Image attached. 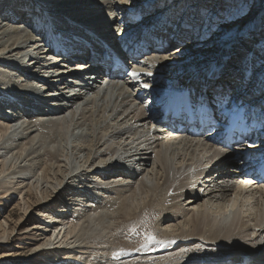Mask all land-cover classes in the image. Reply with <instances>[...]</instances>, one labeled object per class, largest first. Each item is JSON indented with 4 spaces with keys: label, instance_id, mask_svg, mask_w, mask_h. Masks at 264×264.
Here are the masks:
<instances>
[{
    "label": "bare ground",
    "instance_id": "obj_1",
    "mask_svg": "<svg viewBox=\"0 0 264 264\" xmlns=\"http://www.w3.org/2000/svg\"><path fill=\"white\" fill-rule=\"evenodd\" d=\"M48 1H50L52 4V10H56V12H54L56 14L59 13L61 15H66V13H68L70 15H73L74 13H78L75 14L79 18L78 19L76 17L78 19L76 21L72 19H69L70 21H66L64 18H59V17L51 18V16H49L52 20H54L53 25H56L59 31L61 32L60 38L53 40L54 42H52L51 48H54L55 43L57 42L60 43L64 42L63 51H65V53L68 54H70L69 51L71 49V46L75 44L77 35L73 34L68 36L65 30L70 31L72 29H76L75 27H79V30H81L80 26L82 24L80 22L84 20L83 18L87 17L86 15H88V17L85 20L93 21V18H96L97 20L99 19L102 20L103 22L101 25L102 29L100 30L101 35L110 36V38L113 39V36L116 37L119 32L134 34L136 31H139L141 36L148 35L151 31L150 30L151 27H153L152 29H156V28L158 29V32L156 33L158 36H163L164 31L166 29V24L163 23L162 20L166 18V16L168 18V15H172V16L177 15L176 13H179L178 10H181L180 8L178 9L175 8L174 6H171V2L173 0H155V4L161 1L164 2L162 4V8L158 7V13L156 14H153L151 11V9H153L152 8L153 5L152 6L148 5L147 8L143 10L141 8L140 9L136 8L137 0L136 1L135 0H48ZM71 1L72 4L70 3ZM42 4H46V3H42ZM38 6H39V0H30L29 3L28 2L25 3L24 6H22L19 0H0V70L1 69L3 70L2 74L5 77H7L10 80V82L16 85L15 87L18 88H20L18 85L19 84L18 80L20 78H23L24 81H26L27 79L29 80L30 78L32 79L35 78L32 77L30 69L36 71L34 73V75L36 76L35 80H39L38 77L47 78V79L52 78L51 82L48 83L42 81H34L35 83L28 85L29 89L32 90L33 94L40 92L42 95L32 96L31 94H29L28 97H26L17 92L16 94L14 93L12 94V92L17 88H14V90L12 91L10 89L12 98L14 100H12L11 103L7 107H5L6 112L3 111V108L1 107L2 105L0 106V114L2 115V120L4 121L3 122L2 120H0V139L9 135L8 141H11L13 139V141L16 142V144L14 145L6 144L0 147V158L2 159V165L5 166L7 164L8 160L10 159L9 155L11 154V163H13L14 166L18 165L17 163H19L18 167L21 168L19 171L14 173V177L22 178L23 181L28 180V182H31V180L37 176V171L41 170V174L39 176H42L43 179V181L41 182L42 179L40 177H37V179L32 181L30 183V186H28L26 192V196L28 197V200L24 202V204H27V207L25 208L24 214L22 216L26 215L28 211H31V209H34L35 207H37V205H39V203L34 204L31 203L30 201L32 194L34 192L33 190L38 191L39 187L41 186L42 188L39 192L42 195L44 202L51 204V206H47V210L50 212L51 209L53 208V205L56 202V198L59 196L58 186L62 185L63 182H65V185L63 187H65V190L67 192L72 191L74 197L78 196L76 200H80L81 198L79 199V197L85 195V194L84 195L81 194L80 192L79 193L77 192L80 191L81 186L83 187L81 182L79 184H76L77 188L73 189L72 184L76 179L73 180L74 176L73 177L69 176L70 172H68L69 169L66 163V158L68 157L69 154V152L67 151L68 137L67 136L61 137V135L65 133L67 130H69L72 126H73V130H77L79 131V133H84V135L86 134V137H88L87 134H93L94 125H98L99 123V122L93 123L94 116H96V114H92L88 117L86 116L88 106H90V104H92L93 102H97V103L100 102L101 103L100 109L103 110L104 112L106 111L107 114L110 111L111 114H108V116L110 117V120L113 122L109 123L108 125V130H109L108 133L103 132V135L100 137L98 134V136H94L93 140L89 138L78 139L79 141H77V145H75L74 147L81 151L82 149L89 150L88 158L85 160L81 168H83L84 169L83 171L85 172L86 170L97 171V176H98L97 179H100L98 174L102 175L101 176L102 179L108 178L110 180L123 176L122 179H119L117 182L118 183L117 186L122 188L117 189V186L110 187V185L109 186L107 185L108 184L107 181L106 184L100 180H98L100 182L97 181L99 184L97 185L93 184V186L91 187V191L97 194L96 196H93L94 197L93 199L91 198L85 200L84 203L82 204V208L78 210L77 214L79 215L77 216L79 220H77V223L73 224L74 227L78 229V233L74 235L72 238H70L72 240L66 242V245L69 246L73 243H77V241H79L80 237L82 236L81 233L85 234L87 232L86 229L88 225L86 227L85 223L88 224L95 223L99 219L98 215H100L102 211L103 213L107 211L106 210L107 208L105 209V206L110 202L109 201L110 198L108 199L107 197H105L106 192H111L112 194L110 197H112L113 195V200L117 198V201L121 203V206L118 207L117 209V218L120 217L119 213L120 214L127 213L128 209L134 210L133 213L134 215L138 213L139 210L145 212L146 210H148L147 213L151 214L152 216L157 215L159 217L158 212H160L161 213L160 217L162 221H167V222L173 221L174 217L172 216V213L174 214L176 212H172V211H177L176 209L177 205L175 207H173L172 205L173 204L175 205L176 203H174V201L177 202L178 200L181 203V201H183V194L169 195L168 193L169 190L172 188V183L173 182L174 184L176 183L175 180L178 174H180L179 168L183 167V157H186L187 155H190L192 157V163L186 167V170L188 172L187 174H185V177L191 180L194 179L196 183L193 182L192 183L195 186L196 184H199L198 183L199 181L200 182L206 181L205 184H207V187L203 186L205 188L202 191L203 194L208 197V199L213 200V198L215 197L217 198L218 193L226 194V192L228 191L232 193L233 191H231V187L233 185L234 186L237 185L239 189L249 188L246 181L243 182L244 180H247L251 184H253L250 178H247V175L243 174V172L239 168H237L238 165L236 166L234 165L236 164V162H234L233 159L229 158L231 153H226L223 150L219 149L216 145L210 144L201 138H190L187 136H183L182 133H177L176 135L174 134L175 137H172L173 144L170 147H163L162 143H157V142L163 139V137L167 133L160 130L158 126H155V128H153L152 126L153 125L152 123L154 122V120H156V115L154 114V112L152 113L151 106H153V103L156 102L157 99L170 98L171 95L170 90L172 91L174 89V86L175 88L178 87L180 81H182L181 76L184 74L185 75L187 74V78L190 77L191 75H194L191 76L190 79L196 80L197 81L196 83L200 82V79L202 78L201 75L206 76L208 74H213L214 76L220 78L224 74L219 79V81H221L220 82L221 84L226 85V84H232V81L235 80V77L233 76L235 72L241 73L242 75L238 76V84L243 86L238 88L239 95L241 94L244 95L245 93L251 92L252 94L249 97L254 101H256L257 99H264V83L255 85L259 79L262 78L264 80V73H259L258 71L259 69L255 68L256 66L250 67V64L254 63L253 58L255 57L252 58L251 53L249 51L247 53L249 54L247 60L246 62H244V57L247 54H246V49L245 51L241 49V42L240 45L232 46L233 49L231 47L230 51L225 52L227 53L226 54L227 56L228 55L232 56V59L230 58L231 59L230 61L227 60L225 54H222L220 55L221 57L216 59V62L212 63L210 66H208L205 69L202 68L203 72H205L204 74L201 73L202 69H200L199 72H196L191 69L186 70L187 68H185L182 71H179L178 72L179 75H177L176 69H178V64L180 62H188V59L195 57H197L196 58L197 60L200 59V57H198L199 54H194V57H192L193 55H191V51L195 50L196 52L197 47L203 48L210 45L208 41L204 40L205 36L199 37L200 36L199 34L204 31H206V34L211 33V30L213 29V26L217 23V21L215 22L213 20H210V17L207 20H202V22L196 19V21H194L195 24L192 26L193 34L188 39H185V36L181 35L179 36L178 39L175 40L174 37L172 36L171 39L165 42L166 44L171 45L169 49H166L160 54L154 53V55L151 56L149 55V58H144L143 60H140L137 64V68H134L130 72L129 77L127 78L126 81L121 83L118 82V80H111L107 83H102L101 85V82L98 83L99 80L97 78L96 84L98 85L96 87L91 86L90 83L85 88L83 86V89L85 91L86 90L89 91L87 94H84V90L82 89L81 86L82 84L79 83L81 82L79 80L80 76L83 75L82 76L83 79L85 78L88 82H90L91 78L89 76L93 77L96 74V71L89 72L90 70L88 66L84 68L82 66H77V64L69 66L67 65L68 64L67 61H63V62L59 61L56 62L55 64L54 63L50 64L49 61H51L50 59L51 57L47 55L45 52H39L40 47L43 48V45L40 44H42L43 40L45 39L44 36L47 33L48 29L45 26L41 27L43 25H39V24L35 25L32 31H34V33L37 34L36 38H38V40L34 36H32L30 30L27 29L31 16L33 17L35 16L33 11ZM89 6L96 7V9H90L89 12L93 13L95 11V14L96 12L99 14L95 16L88 12L86 13V15H84L85 13L83 11H80L83 10V7H89ZM99 6L107 7V11L104 12ZM200 11L205 13V8L201 7ZM127 13H131V15L126 18ZM26 14H27V18H26L27 20H26V24H24L25 19L23 17H25ZM159 14L160 16H156ZM128 22H131L133 24ZM17 23H21V25L17 26L16 25ZM179 23L183 24V21L180 20ZM179 23L178 26L176 25L177 27L176 29H174L173 32H176L180 28ZM119 25L120 27H118ZM65 27L67 29H65ZM41 29L43 30L40 31ZM180 30L181 31H179V33L181 32L185 33L183 28H180ZM25 32H28L30 34L23 36ZM89 39L91 41L96 40L91 36L89 37ZM199 39L202 40L195 41ZM186 43L188 44L186 45ZM195 43L197 45H195ZM79 44L83 46L82 41H79L75 45L78 49L81 48ZM185 45L186 47H184ZM78 49L73 50L72 53L80 52ZM43 53H45L44 56ZM241 53H242V57L239 58V55ZM17 57L22 58L25 61V62L23 61L25 64H23V62L22 63L15 62L16 60L14 58ZM35 58L39 59L40 61L36 60ZM231 61H236L235 66L232 67L230 66L232 65L231 63H233ZM30 64L33 65V68L28 67L30 66ZM79 64H83V63H79ZM16 65H18L22 70H25L27 74L25 75L18 74L19 71ZM58 65H60V67H57ZM255 65H256V61H255ZM225 67H229V68L226 69ZM233 67L235 68L234 70H232ZM172 68H174L175 70ZM150 70H152V72H150ZM83 72L86 73L88 72V73L85 74ZM134 72L137 73L138 75L133 76L132 73ZM55 73L58 74L55 75ZM149 73L151 74L149 75ZM155 73H157L158 76H160V74L162 73H166V75L168 74L167 76L172 75V77H170L169 80L165 82V86L163 88L162 87L159 88L157 80L160 77H157ZM255 74L257 75V77H255ZM258 74H260L259 77ZM65 76L68 77L69 79H67ZM151 76H153V78ZM5 82L0 83V90L3 87H5L4 86ZM54 82H57L58 84L56 90L51 88L54 87L53 86ZM20 83H21L20 85L24 86L21 88L24 89L27 87L26 82L24 84L22 83L21 80ZM236 84L237 83H235V85ZM145 85H147V87H145ZM260 85H262L263 90H260L261 92L258 91L254 92L255 86L258 89V87L261 88ZM10 92L8 91V93ZM46 94L52 95L53 97H48V98L41 97V96H45ZM90 94H92V97H90ZM5 97L9 99L6 95ZM0 101H3V99ZM14 102L16 104H13ZM110 103L114 105L111 106V108L108 110ZM13 106L15 107V109L11 111L12 112L11 116L9 115V118H7L9 113L8 108H11ZM25 108L42 111L43 112V115L41 114L42 118L38 116L35 117L34 115L30 116L28 114L29 115L28 118L30 119V122L26 126L25 125L22 126L21 123L24 122L26 118L22 115L21 112L22 110H26ZM13 111L15 112L14 114ZM46 114H49L47 115L48 119H46V117L43 118V116ZM46 120L48 122H46ZM88 122L90 128L89 129L87 127L84 128ZM1 125H3L4 127H2ZM53 126H58L55 130L60 131L61 134H59L56 131H52L53 129L50 131H46L48 127L52 128ZM40 128H41L40 131H44L45 141L43 142L42 146L41 145L36 146L38 142L35 143V139L38 136V132L36 133V136H33L32 138H31L32 136L31 134L34 133L35 131H38V129ZM18 130H20V132H18ZM28 136L31 138V142L27 143L30 144V148L28 149V152L24 156L23 150L21 148L23 145L21 143V140ZM104 139L106 142H104ZM48 140H50L51 143H53L54 145H50L51 144L50 143L49 144L50 146H44V144H47ZM154 146L155 148L158 147V149H154ZM150 149H152V155L151 152L149 151ZM16 150H18V152H15ZM153 150H156V153ZM46 157L48 160H46ZM174 157H176V163L179 164V166H177L175 160H173ZM111 160L113 161L110 162ZM121 162H123L124 164L122 165ZM211 163L212 165L215 164L212 167L214 168L212 171L218 173L219 176L217 178L216 177L210 178L208 177V175H205L207 171L206 167H208V165H210ZM223 166L224 167L227 166V169H222ZM36 167H37V171H35L34 169ZM218 167L220 169L217 170ZM4 172H5L4 170L3 172L0 170V175L5 176ZM117 172L118 174L115 175V173ZM216 173H212V174H216ZM27 174H32V176L28 177L29 175ZM125 176L126 177L128 176V178L131 177L132 180L134 179L136 181L135 182L136 186L135 187L130 186V189L127 190V187H125L127 182L126 184H124V181H127L125 180ZM159 176H161L160 177L161 180L164 179V181H168L167 187L164 185V183H162L161 185H157ZM53 179L59 180L60 185L57 184L55 185ZM236 180L243 183L240 184L236 182ZM44 183H46L47 185L43 186ZM187 184L189 185V183ZM98 186L100 187L102 186L101 188L102 190L100 189L101 191L96 190ZM208 189H211L212 191H209ZM129 191L132 192L131 195L126 196ZM85 192L89 194V189L87 190L85 189ZM247 194L248 191L245 193V195ZM199 196H200L199 191L191 193L190 198L188 199L190 205L191 204L196 205L199 201ZM105 198H107L108 200ZM237 198L243 200L242 193H237ZM71 200H72L71 198H68L67 201H71ZM117 201H113V202L117 204ZM144 201H148L149 204L142 206L143 205L142 202ZM253 202L255 203L256 207H258L257 208L258 210L256 212L254 223L247 222L246 223L247 226H245L246 225L245 222L240 223L241 217L245 213H241L239 209H236L231 212H225L223 214H219L216 217L214 215L207 214V212L204 210L202 211L195 210L196 216L194 215L192 226L194 227V232L196 234H192L190 232L187 234L178 235L180 238L175 237L174 239L176 241L182 239L185 243L186 242L189 243L188 244L189 247L187 248V250H185L186 248H184L185 251L178 250L179 251L178 253L182 254L180 256H188L191 257L193 260L189 261L188 259H185V260H180L179 262H176L177 260L176 261L174 260L175 262L173 261L172 263L170 262V260L169 261L167 260L165 262H162V260L169 259L172 256L159 257L157 255L151 258V260H155L156 262H151V261L150 262L152 264H189V263L192 264V262L194 261L200 264L201 261H207L208 259H210L208 257H194L199 255L207 256L206 255L207 251L200 252L198 250V249L201 250V248H199L200 247L199 244H205L210 242L211 243L214 242L216 244L221 243L219 241L221 239L219 237H216L217 231H214L213 229L212 231L211 228L205 231L203 230L197 231L198 229L203 228L204 225L218 229H221V227L219 226H223V229L227 228L226 226H228L229 227L228 230L236 231L234 235L232 234V237L229 238L231 240L226 242V244H229L232 247L228 250L226 249L225 252L226 254L224 253L223 256L211 258L215 263L209 262L210 264H230L229 261H231L234 257L239 256L240 252L258 253L259 248L264 247V222H262L264 220V185H262L261 188H257V190H252V193L250 194L248 200L244 199V205ZM61 204H62V209H64V212H67V210L70 208L69 205H71L72 203L66 201L64 202L63 200ZM204 206L205 204L203 205V207ZM160 209L161 211H159ZM41 211L39 210L38 214L41 215L42 217L43 214ZM106 217L108 218L111 217V214L110 215L105 214V219H107ZM53 220L54 219L52 218V221ZM22 221H23V217L19 220V223H21ZM26 221L27 220H24L22 224H24ZM60 221L63 222V220ZM206 221L207 223H203ZM249 223H252V225H249ZM260 223L261 226L257 230L259 236L254 240V235L250 234V229L253 226H259ZM5 224H7V222H5ZM37 224H45L46 226L38 225L41 227L39 228L37 227ZM99 226H101L100 223ZM36 228L39 231L48 228L47 233L44 232L42 233L43 240L41 243H39L40 245L39 249H41V246H44L46 243H50L52 241V238H54L53 237L54 234L52 232L55 228L56 229L58 228V225H54L51 227V221H44L43 223L36 222L33 224L32 229H36ZM76 228L74 229V231L77 230ZM107 229L108 227H103L101 228V231H106ZM0 230H2L3 234L8 232L4 224H0ZM213 232L214 235H212ZM57 236L54 238L53 243L58 238ZM99 237H103V236H97L98 239ZM227 240L228 239H226V241ZM160 244L158 245L160 246ZM240 244L241 246H239ZM236 245L237 248H235ZM144 249L148 250L147 248ZM71 255L72 258L73 257L77 258L76 253H72ZM257 259L260 260V261L258 260L256 261L257 264H264V261H262L264 260V252ZM187 260L189 261L188 263H186ZM104 262L106 261L104 260ZM150 262L148 264H151ZM233 262H235V264H238L237 263L238 260H235ZM102 263L103 262H100L99 264ZM202 263L205 264V262Z\"/></svg>",
    "mask_w": 264,
    "mask_h": 264
},
{
    "label": "rangeland",
    "instance_id": "obj_2",
    "mask_svg": "<svg viewBox=\"0 0 264 264\" xmlns=\"http://www.w3.org/2000/svg\"><path fill=\"white\" fill-rule=\"evenodd\" d=\"M24 1H25V3H27V2L29 3L30 0H19V2L22 4V6L25 5ZM41 2L46 3V4H42ZM70 3L72 4V1ZM118 3H119V1H118ZM163 3L164 2L161 1L157 4H155V0H137L136 8H139V9L141 8L143 10V9H146L148 5H150V6L153 5V7H152L153 9H151V11L153 14H156V13H158V7L162 8ZM39 5H43V7L46 8V10L48 11V14H49L48 16H51V18L59 17V18H64L66 21H70L69 19H72L75 21L79 19L75 15L78 13H74L73 15H70L68 13H66V15L54 13V12H56V10H52V4L48 0H39ZM171 6H174L175 8L181 9V10H178L179 13H177V15L180 17L177 18V20L174 22V24H176V22H178V20H185V19L187 20V22H186L187 27L184 30L185 33L181 32L180 35H184V36L188 35V26H190V23H192L194 25L195 24L194 21H196V19L202 22V20H207L210 17V20H213L215 22L217 21V23L213 26L211 33H209V34L207 33L206 35H204L205 36L204 40L208 41L210 45L207 47H203V48L197 47L196 52H195V50L191 51V55H193L192 57H194V54H199L198 57H200V59L197 60L196 59L197 57H195V58L188 59V62H180L178 64V69H176L177 75H179V73H178L179 71H182L185 68H187L186 70L191 69V70H194L196 72H199L200 71L199 69H202L201 67H203V69L207 68L212 63L216 62V59L221 57L220 55L226 54L225 52L230 51V48L232 46H236V45L238 46V45H240V42H242V41L244 43H248V41L251 42L250 45L246 48V54L249 51L251 53V57L252 58L255 57V58H253L254 63L250 64V67L256 66L255 68L259 69L258 70L259 73H264V0H175V1L173 0L171 2ZM99 7L104 12L107 11V7H103V6H99ZM201 7L205 8V13L200 11ZM161 8H160V10H161ZM70 9H71V7H70ZM70 9H68V10H70ZM90 9H96V7H91V6L83 7V10H80V11H83L85 13L84 15H86V13H88ZM71 12H74V11H71ZM183 12H184V14L181 15V13H183ZM89 13H91V12H89ZM201 13H203V14H201ZM91 14L96 16L99 13L96 12V14H95V11H94ZM153 14H151V15H153ZM86 16L88 17V15H86ZM87 17H85L83 19H86ZM147 17H149V16H147ZM225 17H227L228 19L225 20ZM149 18H151V17H149ZM166 18H167V16H166ZM24 19H26V18H24ZM21 21H23V20H21ZM44 21H45L44 18H41L39 15H36V21L33 22V24L34 25L39 24V25L44 26V24H45ZM4 22H7V21H4ZM128 23H131V22H128ZM131 24H133V23H131ZM224 24L229 25V27H222L221 25H224ZM16 25L20 26L21 23H17ZM43 26H41V27H43ZM28 28H30V27H28ZM152 28L153 27H151L150 29H152ZM258 28L263 30V33L260 37H257V35H256L259 33V31H256V29H258ZM65 29H67V28L65 27ZM28 30H30V33L32 34V36H34L35 38L37 37V34L34 33V31H32V29H28ZM42 30L43 29H41L40 31H42ZM28 32H25L23 34V36L30 34ZM191 34H193V30L191 31ZM249 36H251V37H249ZM253 38H255V40H252ZM36 39L38 40V38H36ZM200 40H202V39L195 40V41H200ZM187 42H189V41H187ZM187 44L188 43H186V45ZM186 45L184 47H186ZM195 45H197V44L195 43ZM39 52H44L42 47H40ZM44 54L45 53H43V56H44ZM248 55L249 54L245 55L244 62H246ZM30 57H32V56H30ZM14 59L16 60L15 62H17V63L18 62L22 63L24 61L20 57H17ZM168 59H170V58H168ZM255 61H256V65H255ZM24 62H23V64H25ZM16 67L20 68L18 65H16ZM28 67L33 68V65L30 64V66H28ZM57 67H60V65H58ZM172 69H174V68H172ZM30 70H31L32 77H35V78L34 79L30 78L29 80L27 79L26 81H24L23 78L19 77L20 76L19 75L18 77L20 79L18 80V83H19L18 85L20 88L15 87L16 85H14L12 82H10V80L2 74L3 70L2 69L0 70V72H1L0 73V80H1L0 83L5 82V80H6V82L4 83L5 87H3L0 90V93H2V94H0V100L3 99V101H0V106L2 105L3 107H5V106H8L10 104V102L8 104H6L8 101H7V98L3 94L4 92L8 93V91L10 92V89L12 91V90H14V88L19 89L20 92L25 91L26 88H28V85L35 83L34 81H37V80H35L36 76L34 75V73L36 71H34L32 69H30ZM186 70H184V71H186ZM150 72H152V70H150ZM254 72H256V71H254ZM203 73H205V72H203ZM56 74L57 73H55V75ZM155 74L157 75V73H155ZM171 74H173V73H171ZM22 75H25V74H22ZM167 75H166V73H162V74H160V76L157 75V77H160V78L158 80L157 79H155V80L158 81V87L159 88H161V87L163 88L165 86V82H167L169 80V78L172 77V75L171 76H167ZM259 75L260 74H258V77H259ZM151 77L153 78V76H151ZM255 77H257L256 74H255ZM53 78H56V77H53ZM51 79L52 78L48 79L49 82H51ZM21 80H22V83L25 84V82H26V84H27V87L24 89L21 88V87H24L23 85H20ZM263 81L264 80L261 78L257 81V83L255 85H257V84L259 85L261 83L263 84L264 83ZM10 84H11L12 88L10 87ZM6 87H7V89H6ZM260 87L261 88L258 87V89H257L255 86V90L258 92H261L260 90H263L262 89L263 87H262V85H260ZM17 89H15V90H17ZM9 94H11V92ZM14 94H16V93H14ZM90 97H92V94H90ZM42 98H44V97L42 96ZM4 99H5V101H4ZM100 104H101L100 102L99 103L93 102L92 104H90V106H88L87 113H86L87 117L92 115V114H96V116H94L93 123L99 122L98 125H94L93 134H87L88 137H86V134L84 135V133H79V131L73 130V126H72L69 130H67L65 133H63L61 135V137H66V136L68 137V143H67L68 149H67V151L69 152V154H68V157L66 158V163H67V165H68L67 167L69 169L68 172H70L69 176L70 177L74 176L73 180L76 179L74 181V183L72 184L73 189L77 188L76 184H79L81 182L83 187L81 186L80 191H77V192L78 193L80 192L81 194L86 195V196L84 195L82 197H79V199L81 198L80 200H76L78 198V196L74 197L72 194V191L67 192L65 190V187H63L65 185V182H63L62 185H60L59 180L53 179L54 184L55 185L57 184L60 186H58L59 196L56 198V202L53 205L51 212L47 210V206H51V204L45 203L44 199L42 198V195L39 192L42 188V186H41V187H39L38 191L33 190L34 192L32 194L31 201H30L31 203H34V204L39 203V205H37V207H35L34 209H31V211H28L26 215L22 216L24 214L25 208L27 207V204H24V202L26 200H28V197L26 196L28 186H30V183L32 181H34L35 179H37V177H40L42 179V176H39L41 174V170L37 171V167L34 168L35 171H37V176L34 179H32L31 182H28V180L23 181L22 178L14 177V173L19 171L21 168L18 167L19 163H17L18 165H16V166H14L13 163H11V154L9 155L10 159L8 160V162L5 166L2 165V159L0 158V170L2 172L4 170L5 171L4 175L6 176L5 177L3 175H0V224H4L5 228L8 231L5 234H3L2 230H0V234H1L0 235V264H99L100 262H103L102 264H106V263L107 264H144V263L148 264L150 261L156 262L155 260H151V258L154 256H157V255L159 257L160 256L161 257L172 256V257H170L171 259L170 258L166 259V260L164 259V260H162V262L170 260V262L172 263L174 260L175 261L177 260L176 262H179L180 260H185V259H188L189 261H191V260H193L191 257L180 256L182 254L178 253L179 252L178 250L183 251L184 248H186L185 250H187V248L189 247V245H188L189 243L188 242L185 243L182 239H179L178 241H176L174 239H175V237H179L178 235L187 234L190 232L192 234H196L194 232V227L192 226V221H193V218L195 215V210L196 211L197 210H199V211L204 210L207 212V214L214 215L216 217L219 214H223L225 212H231V211H234L236 209H239V211H241V213H245L242 215L240 223H244V222H245V224L247 222H253L254 223V219H255L258 207H256L254 202L244 205V199L248 200L250 194L252 193V190H257V188H261V186L263 184L253 185L249 181L244 180L243 182L246 181L249 188L239 189L237 187V185H235V186L233 185L231 187V191H233L232 193H230V191L226 192V194H223V193L219 194L218 193L217 198L215 197V198H213V200L208 199V197L205 196L203 194V191H202L205 188L203 186L207 187V184H205L206 181H204V182L199 181L198 182L199 184H196V186H195V185H193V183H196L194 179L191 180V179H187L185 177V174H187V172H188L186 170V167L192 163V157L190 155H187L186 157H183V167L179 168L180 174H178V176L175 180L176 183L175 184H174V182L172 183V188L169 190V193H168L169 195L183 194V201H181V203L179 200L177 202L174 201V203H176V204L172 205L173 207H175L177 205V208H176L177 211H172V212H176L174 214L172 213V216L174 217L173 221H168V222L162 221L161 217H160L161 216L160 212H158L159 213V217H158L157 215L152 216L151 214L147 213L148 210H146V212L139 210L138 213H136L139 216L141 215L139 217L138 215L133 214L134 210L128 209L127 213H124V214L119 213L120 217L117 218V209H118V207L121 206V203H119V201H117V198L113 200V195H112V197H110L112 194L111 192H106L105 197H107L108 199L110 198L109 199L110 202L105 206V209L107 208L106 209L107 211L104 213L102 211V213L100 215H98L99 219L95 223H91V224L85 223L86 227L88 225V227L86 229L87 232L85 234L81 233L82 236L80 237L79 241H77V243H73L69 246L66 245V242H68L69 240H72L70 238H72L74 235H76L78 233V229L76 227H74V225H73L74 223H77V220H79L78 216H77V215H79V214H77L78 210H80L82 208V204L84 203L85 200L91 199V198L93 199L94 198L93 196H96V194H97V193H94L93 191H91V187L93 186V184L97 185V184H99L98 182H100V181H102L104 183H106V181H107L108 184L107 183L106 184L108 186L110 185V187H116L118 184L117 183L118 180L122 179V177H123V176L122 177L120 176L119 178L110 180L108 178L102 179L101 178L102 175L98 174L100 179H97L98 178L97 171H93V170H86V172L83 171L84 169L81 168V166L83 165L85 160L88 158L89 150L88 149L87 150L82 149V151H81V150L76 149L74 147L75 145H77V141H79L78 139H83V138L88 139L89 138V139L93 140L94 136H98V134L100 137L103 135V132L108 133V131H109L108 125H109V123L113 122L110 120V117L108 116V114H111V112L109 111V113L107 114L106 111L104 112L103 110H101ZM113 105L114 104L110 103L108 110ZM3 111L6 112V108H3ZM26 111H29V110H26ZM29 112H31V113H29ZM29 112L26 114V117L24 116L26 118V120H24V122L21 123L22 126L23 125L26 126L30 122V119L28 118L29 115L30 116L34 115L35 117L38 116V117L42 118L43 112H38V110H34V109L33 110L30 109ZM47 115H49V114L44 115L43 118L46 117V119H48ZM67 115H69V114H67ZM0 120H2L1 114H0ZM46 122H48V121L46 120ZM21 124H19V125H21ZM56 124H59V123H56ZM1 126L4 127L3 125H1ZM58 126H53L52 128L48 127L46 129V131H50L53 129L52 131H56L59 134H61L60 131L55 130ZM86 127L88 129L90 128L89 122L86 124V126L84 128H86ZM40 130H41V128L38 129V131H35L34 133L31 134L32 135L31 138H32L33 136H36V133L38 132V136L35 139V143L38 142L36 146H39V145L42 146L43 142L45 141L44 131H40ZM18 132H20V130H18ZM175 135L167 133L163 137V139H161L157 143H162L163 147H170L173 144L172 137H175ZM31 138L28 136V137H25L21 140V143L23 144L21 148L23 150L24 156L26 155V153L28 152V149L30 148V144H27V143L31 142ZM8 139H9V135L0 139V147L3 145H6V144H10V145L16 144V142L13 141V139L11 141H8ZM150 139H151V137H150ZM104 142H106L105 139H104ZM50 143H51V141L48 140L47 144H44V146L54 145L53 143H51V144ZM155 146H156V144H155ZM155 146H154V149H158V147L155 148ZM22 150H21V152H22ZM161 150H162V148H161ZM149 151L151 152V155H152V149H150ZM153 151L156 153V150H153ZM15 152H18V150H16ZM154 152H153V155H154ZM46 160H48L47 157H46ZM173 160H175V163H176V157H174ZM112 161L113 160H111L110 162H112ZM110 162H108V163H110ZM21 165H24V164H21ZM176 165L179 166V164H177V163H176ZM32 174H27V175H29L28 177H30V176H32ZM116 174H118V172L115 173V175ZM214 176L212 175V177H214ZM103 177H105V176H103ZM160 177L161 176H159V179L157 181L158 182L157 185H161L162 183H164V185L167 187L168 181H164V179L161 180ZM208 177L211 178V176H209V175H208ZM92 178H94V179H92ZM81 180H83V181H81ZM98 180H100V181H98ZM125 180H127V181H124V184H126V182H127V184L125 186V187H127V190L130 189V186H134V187L136 186V183H135L136 181L134 179L132 180L131 177L128 178V176L127 177L125 176ZM42 181H43V179L41 180V182ZM215 181H217V180H215ZM236 182H238L240 184L243 183V182H239L237 180H236ZM187 183H189V185ZM46 185H47L46 183L43 184V186H46ZM198 186H199V188H198ZM101 188H102V186L101 187L98 186L96 188V190L99 191ZM118 188L121 189L122 187L117 186V189ZM201 188H203V189H201ZM85 189L86 190L89 189V194L87 192H85ZM208 190L212 191L211 189H208ZM198 191L200 193L198 203L196 205H193V204L190 205V202H188V199L190 198V194L194 193V192H198ZM247 191H248V194L245 195V193ZM90 192H92V193H90ZM68 193H69V195H68ZM131 193L132 192L129 191L126 196L131 195ZM188 193H189V195H188ZM237 193H242L243 200L242 199L240 200L237 198ZM86 197H88V198H86ZM68 198H71L72 200L67 201ZM107 198H105V199H107ZM63 200H64V202L66 201V202L72 203L71 205H69L70 208L67 210V212H64V209H62L61 202ZM184 200H185V202H184ZM113 201H117V204H115ZM40 202H42V203H40ZM233 202H234V205H233ZM142 204H143L142 206H144L146 204H149V202L144 201V202H142ZM204 204H205V206L203 207ZM154 207H155V204H154ZM39 210L40 211L42 210L41 211L43 214L42 217H41V215L38 214ZM45 210H47V211H45ZM159 211H161V209ZM105 214H109V215L111 214V217H109V218L106 217L108 219L107 220V219H105ZM55 215H58V216H55ZM258 215H259V212H258ZM68 216H70V217H68ZM22 217H23L22 222H24V220H27L24 224H22V222L19 223V220ZM52 218L54 219L53 221H52ZM60 220H63V222ZM44 221H51V227L54 225H58V228L57 229L55 228L52 232L54 234L53 237L55 238L58 235L57 236L58 238L54 241V243H53L54 238H52V241L50 243H46L44 246H41V249H39V246H40L39 243H41L43 240L42 233L43 232L47 233L48 228H45V229L39 231L37 228L32 229V226L36 222L37 223L38 222L43 223ZM5 222H7V224H5ZM262 222H264V220ZM59 223H61V224H59ZM99 223L101 224V226H99ZM203 223H207V221L203 222ZM38 225L46 226L45 224H37V227H39V228H41V227ZM249 225H252V223H249ZM245 226H247V224ZM260 226H261V223L259 226H253L250 229V234L254 235V240H255V238H257L259 236L257 233V230ZM103 227H108V229L106 231H101V228H103ZM219 227H221V229L208 227V226L204 225L203 228L197 230V231H200V230L205 231V230L211 228V230L213 229L214 231H217L216 237H219L221 239V240H219L221 243H217V244L214 242L213 243L210 242V243H205V244H199L200 245L199 248H201V250L200 249H198V250L200 252H202V251L206 252L207 251V254H206L207 256L199 255V256H194V257H208V258H210L207 261H201V262L199 261L200 264H203L202 262H205V264H207V262H209V261H210V263H215L213 261V259H211V258L223 256L224 253L226 252V249L228 250L232 247L229 244H226V242L231 240L229 238H231L232 234L234 235V233L236 231L228 230L229 229L228 226H226L227 228H224V229H223V226H219ZM75 228L77 230L74 231ZM12 229H13V231H12ZM212 235H214V232ZM1 236H4V237H1ZM97 236H103V237H99V239H98ZM149 237H154L155 240L154 241L150 240ZM94 238H97V239H94ZM226 239H228V240L226 241ZM250 239H252V238H250ZM95 244H96V246H95ZM158 244H160V246L162 248ZM164 244H165V246H164ZM185 244H186V247H185ZM239 246H241V244ZM144 248H147L148 250H146ZM235 248H237V245ZM72 253H76L77 258L73 257L74 258L73 259L72 255H71ZM203 254H205V253H203ZM104 260L106 262H104ZM188 260L186 261V263L189 262Z\"/></svg>",
    "mask_w": 264,
    "mask_h": 264
},
{
    "label": "snow or ice",
    "instance_id": "obj_3",
    "mask_svg": "<svg viewBox=\"0 0 264 264\" xmlns=\"http://www.w3.org/2000/svg\"><path fill=\"white\" fill-rule=\"evenodd\" d=\"M227 19H228V18L225 17V20H227ZM221 26H222V27H229V25H227V24H224V25H221ZM150 74H151V73H149V75H150ZM132 75H133V76H136V75H138V74L134 72V73H132ZM145 87H147V85H145ZM149 239H150V240H153V241L155 240L154 237H149Z\"/></svg>",
    "mask_w": 264,
    "mask_h": 264
}]
</instances>
